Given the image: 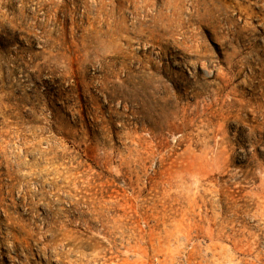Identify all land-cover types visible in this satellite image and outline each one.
I'll return each mask as SVG.
<instances>
[{"label":"rangeland","instance_id":"374dc122","mask_svg":"<svg viewBox=\"0 0 264 264\" xmlns=\"http://www.w3.org/2000/svg\"><path fill=\"white\" fill-rule=\"evenodd\" d=\"M0 264H264V0H0Z\"/></svg>","mask_w":264,"mask_h":264}]
</instances>
